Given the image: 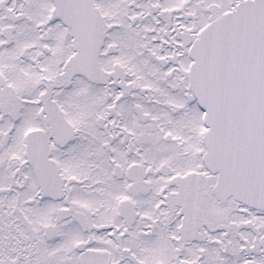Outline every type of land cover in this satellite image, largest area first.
<instances>
[{
    "label": "snow or ice",
    "instance_id": "1",
    "mask_svg": "<svg viewBox=\"0 0 264 264\" xmlns=\"http://www.w3.org/2000/svg\"><path fill=\"white\" fill-rule=\"evenodd\" d=\"M0 264H264V0H0Z\"/></svg>",
    "mask_w": 264,
    "mask_h": 264
}]
</instances>
